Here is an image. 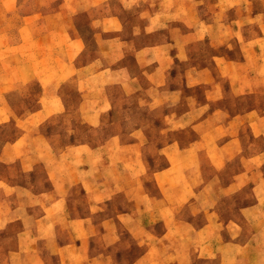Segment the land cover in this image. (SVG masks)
<instances>
[{
  "label": "crops",
  "instance_id": "crops-1",
  "mask_svg": "<svg viewBox=\"0 0 264 264\" xmlns=\"http://www.w3.org/2000/svg\"><path fill=\"white\" fill-rule=\"evenodd\" d=\"M13 6L0 264H264V0Z\"/></svg>",
  "mask_w": 264,
  "mask_h": 264
},
{
  "label": "rangeland",
  "instance_id": "rangeland-1",
  "mask_svg": "<svg viewBox=\"0 0 264 264\" xmlns=\"http://www.w3.org/2000/svg\"><path fill=\"white\" fill-rule=\"evenodd\" d=\"M9 14H10V20H20L19 16V10L16 9L14 6L12 9H6L0 10V20H9ZM6 16V18H5ZM8 24L3 26V24H0V34H1V40L3 39V34L9 32ZM16 28H18V25H15ZM1 43V42H0ZM3 48V47H2ZM4 51H0V61L4 57ZM111 253H114V250L107 249ZM143 252V249L139 248H132V249H125L124 251L116 252L117 256L114 258L113 262H110L109 264H131L134 259L138 257Z\"/></svg>",
  "mask_w": 264,
  "mask_h": 264
}]
</instances>
